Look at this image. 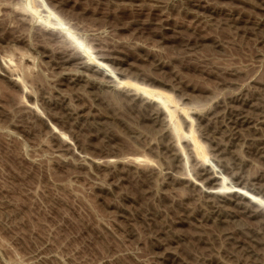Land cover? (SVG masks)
Here are the masks:
<instances>
[{
    "label": "rangeland",
    "instance_id": "obj_1",
    "mask_svg": "<svg viewBox=\"0 0 264 264\" xmlns=\"http://www.w3.org/2000/svg\"><path fill=\"white\" fill-rule=\"evenodd\" d=\"M247 108L264 0H0V264H264Z\"/></svg>",
    "mask_w": 264,
    "mask_h": 264
},
{
    "label": "bare ground",
    "instance_id": "obj_2",
    "mask_svg": "<svg viewBox=\"0 0 264 264\" xmlns=\"http://www.w3.org/2000/svg\"><path fill=\"white\" fill-rule=\"evenodd\" d=\"M47 12V11H46ZM71 42H73V41H71ZM83 56V55H82ZM96 64V63H95ZM125 88L126 87H128L126 84H122ZM131 87V86H130ZM135 91V90H134ZM139 91V90H138ZM128 92V91H127ZM140 93V92H139ZM144 96V95H143ZM147 99H149L151 102H156V99H152V98H149V97H146ZM256 106V105H255ZM240 107V106H239ZM238 107V108H239ZM248 107V106H247ZM262 107V106H261ZM241 108V107H240ZM250 108V107H249ZM243 110V109H242ZM239 111V112H237V114H232L231 115V117H229L228 119H230V121L229 122H231V124L233 125V127L234 126H239V127H241V129L242 128H246L245 130H248V131H250V133L252 132L253 134H252V136L255 134V135H257V134H259V137L258 138H260V140H262L263 142H264V136H263V133H262V135H260V130H262V128H261V126H262V124L264 123V121L263 120H261V117L260 116H262V115H258V116H253V113H252V110H249L248 111V108H247V111L244 109L243 111ZM254 110V109H253ZM259 110V109H258ZM257 110V108H256V111H258ZM223 111H225V110H223ZM236 111H238V109L236 110ZM260 111V113H261V109L259 110ZM258 111V112H259ZM233 112V111H232ZM231 111H230V113H232ZM262 112H263V110H262ZM219 113V112H218ZM252 113V114H251ZM257 113V112H256ZM167 114H168V112H167ZM255 114V113H254ZM257 114H259V113H257ZM166 115V114H165ZM169 115V114H168ZM223 115V114H222ZM252 115V116H251ZM256 115V114H255ZM170 117H171V115H169ZM230 116V115H229ZM251 116V117H250ZM220 118V117H219ZM223 118V117H222ZM263 118H264V116H263ZM262 118V119H263ZM153 119V118H152ZM211 121V120H210ZM223 121V120H222ZM228 121V120H227ZM209 122V121H208ZM207 122V123H208ZM212 122V121H211ZM218 124H219V122H218ZM225 124V123H224ZM227 126V125H226ZM228 127V126H227ZM264 127V126H263ZM231 128V127H230ZM261 128V129H260ZM222 129V128H221ZM220 129V130H221ZM237 130V129H236ZM218 131V130H217ZM228 131V130H227ZM231 131V130H230ZM263 131V130H262ZM235 132V131H234ZM239 133V132H238ZM247 133V132H246ZM243 134V133H242ZM224 135V134H223ZM221 136V135H220ZM233 136V135H232ZM239 136V135H238ZM246 136V135H245ZM213 137V136H212ZM219 137V136H218ZM226 137V136H225ZM240 137V136H239ZM238 137V138H239ZM244 137V136H243ZM242 137V138H243ZM247 137V136H246ZM222 138V137H221ZM224 140V139H223ZM227 141V140H226ZM237 141V140H236ZM234 142V141H233ZM260 142V141H259ZM232 143V142H231ZM240 143V142H239ZM255 144V143H254ZM235 145V144H234ZM264 146V145H263ZM259 148H260V146H259ZM223 177V176H222ZM224 178V177H223ZM221 179V178H220ZM234 189V188H233ZM216 191V190H215ZM235 191V193L237 194V195H239V196H242V197H246L247 199H249L251 202H253V203H257V204H259V205H262V206H264V204H262L261 202H258L255 198L253 199V198H251V197H249V196H247L243 191H238V190H234ZM233 191V192H234ZM217 192V191H216ZM208 193V192H207ZM213 193V192H212ZM217 196V195H216ZM222 202V201H221ZM212 204V203H211ZM220 213V212H219Z\"/></svg>",
    "mask_w": 264,
    "mask_h": 264
}]
</instances>
